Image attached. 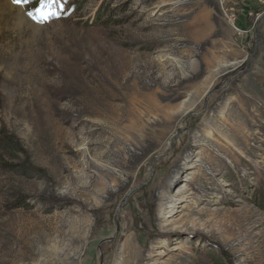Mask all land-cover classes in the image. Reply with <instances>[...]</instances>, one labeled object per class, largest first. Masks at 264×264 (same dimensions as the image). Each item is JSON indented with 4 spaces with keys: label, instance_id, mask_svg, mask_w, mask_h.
<instances>
[{
    "label": "rangeland",
    "instance_id": "obj_1",
    "mask_svg": "<svg viewBox=\"0 0 264 264\" xmlns=\"http://www.w3.org/2000/svg\"><path fill=\"white\" fill-rule=\"evenodd\" d=\"M38 7L0 0V264H264V0Z\"/></svg>",
    "mask_w": 264,
    "mask_h": 264
},
{
    "label": "snow or ice",
    "instance_id": "obj_2",
    "mask_svg": "<svg viewBox=\"0 0 264 264\" xmlns=\"http://www.w3.org/2000/svg\"><path fill=\"white\" fill-rule=\"evenodd\" d=\"M12 3L17 6H23L28 3V0H12ZM52 0H40L39 7L36 8L35 12H28L27 16L35 23H42L46 21L49 16L54 15V13L45 11L51 7Z\"/></svg>",
    "mask_w": 264,
    "mask_h": 264
},
{
    "label": "trees",
    "instance_id": "obj_3",
    "mask_svg": "<svg viewBox=\"0 0 264 264\" xmlns=\"http://www.w3.org/2000/svg\"><path fill=\"white\" fill-rule=\"evenodd\" d=\"M3 138L1 139L2 141V146L6 149H12L14 147H18L17 142L12 137H8L6 135H2Z\"/></svg>",
    "mask_w": 264,
    "mask_h": 264
},
{
    "label": "bare ground",
    "instance_id": "obj_4",
    "mask_svg": "<svg viewBox=\"0 0 264 264\" xmlns=\"http://www.w3.org/2000/svg\"><path fill=\"white\" fill-rule=\"evenodd\" d=\"M167 67H168L167 69H170V65L167 66ZM159 70L162 71V74H163V75H166V73H165V71H166L165 68H160Z\"/></svg>",
    "mask_w": 264,
    "mask_h": 264
}]
</instances>
